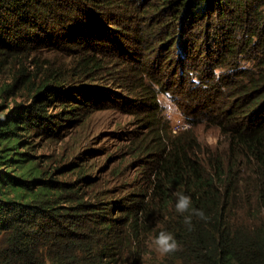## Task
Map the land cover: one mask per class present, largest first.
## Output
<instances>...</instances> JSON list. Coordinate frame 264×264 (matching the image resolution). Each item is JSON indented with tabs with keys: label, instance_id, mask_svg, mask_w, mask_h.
I'll list each match as a JSON object with an SVG mask.
<instances>
[{
	"label": "trees",
	"instance_id": "obj_1",
	"mask_svg": "<svg viewBox=\"0 0 264 264\" xmlns=\"http://www.w3.org/2000/svg\"><path fill=\"white\" fill-rule=\"evenodd\" d=\"M256 1L261 3L253 15L260 26L253 27L244 21L249 13L247 0H155L148 5L154 15L165 14L169 20L162 25L164 37L150 26L135 40L149 46L148 52L168 46L170 54L178 39L180 51L186 50V23H204L200 26H205V38L211 32L215 45L219 44L220 55L210 54L202 69L192 66L189 71L199 77L200 85L189 83L192 93H213L222 103L197 112L200 108L191 110V103L198 96H192L183 114L191 126L201 118L216 126L224 147L219 153L204 152L194 144L195 138L172 140L160 151L150 194L144 200L134 199L128 209L120 202L105 201L104 195L98 204L93 203L86 199L84 188L59 180L33 159L34 141L28 135L37 130L53 133L51 127L62 119L48 114V103L54 102L50 96L69 91H55V79L37 85L26 82L25 90L31 92L34 102L0 117V264H141L144 256L134 247L160 231L173 233L180 245L178 251L167 254L169 264H264V34L260 30L264 16L259 12L264 1ZM130 3L0 0L1 55L6 51L19 60L23 54L17 41L25 35L29 45L32 38H38L36 34L48 30L63 29L69 37L78 33L81 38L85 34L79 33V27L84 25L90 32L102 33L106 27L103 19L94 18L96 9H101V16L105 9H127ZM10 37L16 42H9ZM223 37L225 42L220 40ZM255 45L261 48L252 56ZM180 55L177 62L187 65L189 54ZM97 68H102L98 61L89 56L81 59L80 70ZM215 69L221 73L219 78ZM206 75L211 85L204 83ZM151 77L163 92L171 91L163 80ZM149 101L155 103L153 96ZM176 191L190 195L193 207L203 209L210 219L205 222L193 217L189 231L175 210ZM111 210L120 211L121 216H111Z\"/></svg>",
	"mask_w": 264,
	"mask_h": 264
},
{
	"label": "rangeland",
	"instance_id": "obj_2",
	"mask_svg": "<svg viewBox=\"0 0 264 264\" xmlns=\"http://www.w3.org/2000/svg\"><path fill=\"white\" fill-rule=\"evenodd\" d=\"M130 1L129 8L105 9L101 16L98 15L101 9H96L94 18L103 19L106 27L102 33L90 32L84 25L78 31L85 34L81 38H78V33L69 37L67 30L63 29L48 30L47 33L36 34L38 38H32L29 45L24 39L26 35L22 41L19 37L18 49L23 54L19 60L6 51L1 55L4 50L0 51V117L34 102L31 92L25 90L29 80L37 85L55 79V91L59 88L69 91L66 95L50 96L54 102L48 103V114L60 115L62 119L57 127H51L53 133L42 134L37 130V134L33 131L28 135L31 137L28 139L34 141L35 150L30 152L33 159L41 168L54 172L53 176L59 180L84 188L86 199L94 200L93 203L104 195L105 201L120 202L126 209L134 199L144 200L150 194L160 151L171 145L172 140L185 142L188 138H195L194 144L197 143L200 151L204 152L219 153L224 147L223 135L216 126L207 124L202 118L191 126L183 114L185 104L192 96H198L191 103V110L200 108L197 112L208 110L214 103H222L213 93L206 94L207 97L192 93L189 83L192 66L200 70L209 61L210 54L217 56L222 53L217 47L219 44L215 45L214 36L210 32L205 38V26H200L204 23H186L183 38L188 44L186 50L180 51L178 39L170 54L168 46L158 45L156 52H148L149 46L139 45L135 40L150 26L156 35L164 37L166 30L162 25L169 21L168 17L150 12L148 5L155 0ZM260 3L247 0L249 13L244 15L246 25L260 26L253 15ZM259 12L264 16V6ZM110 27L121 33L112 32ZM260 30L264 34V22ZM64 35L67 39L62 40ZM13 37L8 41L15 43ZM220 40L225 42L224 37ZM259 48L255 45L256 51L252 56L259 53ZM203 50L207 52L202 55ZM181 52L189 54L187 65L177 62ZM88 56L98 61L102 68L80 70L81 59ZM151 76L163 80L171 89L174 100L171 112H162L157 97L160 103H166V97L161 94L160 87H154L157 84ZM204 78V83L211 85L207 75ZM8 85L12 88L8 89ZM152 96L155 103L149 101ZM173 129L177 130V135L172 134ZM186 131L190 133L185 134ZM49 134L52 135L49 137ZM148 148L154 151L149 152ZM112 215L120 217L121 212L111 210ZM153 239L141 241L138 247H134L144 256L141 264H169L167 255L155 250ZM175 264H180V261Z\"/></svg>",
	"mask_w": 264,
	"mask_h": 264
},
{
	"label": "clouds",
	"instance_id": "obj_3",
	"mask_svg": "<svg viewBox=\"0 0 264 264\" xmlns=\"http://www.w3.org/2000/svg\"><path fill=\"white\" fill-rule=\"evenodd\" d=\"M214 74L217 78L220 76L219 69L214 70ZM189 76L191 77L192 84L199 86L200 80L199 77L190 72ZM158 89L157 85H154ZM166 97V103H160L159 97H157L158 104L163 113H169L173 110L174 100L171 91L161 93ZM173 135H177L178 132L176 129L172 130ZM167 143V140H165ZM176 198L175 210L177 213L183 216V222L188 227V230L191 231L193 227V217H196L200 220L207 222L210 217H208L203 209H197L193 207L192 197L186 195L182 191H176L173 193ZM152 244L155 246V250L158 251L161 255H167L174 253L179 250L180 245L177 241L175 235L168 231H160L159 234L152 240Z\"/></svg>",
	"mask_w": 264,
	"mask_h": 264
}]
</instances>
